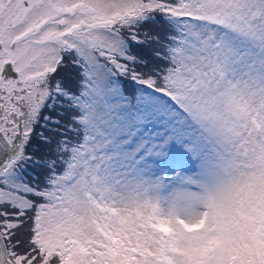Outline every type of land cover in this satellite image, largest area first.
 I'll return each instance as SVG.
<instances>
[{
	"label": "snow or ice",
	"instance_id": "1",
	"mask_svg": "<svg viewBox=\"0 0 264 264\" xmlns=\"http://www.w3.org/2000/svg\"><path fill=\"white\" fill-rule=\"evenodd\" d=\"M0 264H264V0H0Z\"/></svg>",
	"mask_w": 264,
	"mask_h": 264
},
{
	"label": "flooded vegetation",
	"instance_id": "2",
	"mask_svg": "<svg viewBox=\"0 0 264 264\" xmlns=\"http://www.w3.org/2000/svg\"><path fill=\"white\" fill-rule=\"evenodd\" d=\"M29 174L31 175V172H29Z\"/></svg>",
	"mask_w": 264,
	"mask_h": 264
},
{
	"label": "rangeland",
	"instance_id": "3",
	"mask_svg": "<svg viewBox=\"0 0 264 264\" xmlns=\"http://www.w3.org/2000/svg\"><path fill=\"white\" fill-rule=\"evenodd\" d=\"M29 170H30V169H29ZM29 172H31V170H30Z\"/></svg>",
	"mask_w": 264,
	"mask_h": 264
},
{
	"label": "trees",
	"instance_id": "4",
	"mask_svg": "<svg viewBox=\"0 0 264 264\" xmlns=\"http://www.w3.org/2000/svg\"><path fill=\"white\" fill-rule=\"evenodd\" d=\"M30 171V170H29Z\"/></svg>",
	"mask_w": 264,
	"mask_h": 264
}]
</instances>
